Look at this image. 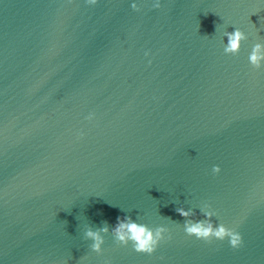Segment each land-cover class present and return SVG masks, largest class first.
Returning <instances> with one entry per match:
<instances>
[{"label":"water","instance_id":"1","mask_svg":"<svg viewBox=\"0 0 264 264\" xmlns=\"http://www.w3.org/2000/svg\"><path fill=\"white\" fill-rule=\"evenodd\" d=\"M155 2L0 0V264H264V0ZM204 203L242 247L185 233ZM124 216L171 239L92 252Z\"/></svg>","mask_w":264,"mask_h":264},{"label":"clouds","instance_id":"2","mask_svg":"<svg viewBox=\"0 0 264 264\" xmlns=\"http://www.w3.org/2000/svg\"><path fill=\"white\" fill-rule=\"evenodd\" d=\"M98 0H87L89 5H95ZM131 7L135 11L140 8L136 3H132ZM161 7L160 0H156L153 8ZM227 43L224 46L226 55H237L241 49L242 42L247 40V35L236 28L234 32H225ZM145 55H149L148 52ZM249 62L253 68L259 69L264 67V44L256 43L249 55ZM95 114L91 113L86 117L89 121L94 119ZM81 136L83 133L80 134ZM221 168L218 165L212 167V173L218 175ZM176 212L184 218V231L190 237H195L198 240L211 243L213 239L224 241L228 240L233 249H239L243 245L242 235L233 227H227L223 223L215 224L213 217L217 216V212L212 208L210 203H204L200 208V213L204 219H190L196 217V213L192 209L185 210L183 207L176 208ZM111 230V235L115 242L127 247L130 243L136 253L153 255L161 243L171 239L170 230L164 226L150 228L146 224L135 222L131 216L117 217V223L114 227H110L107 221L103 222L102 227L95 230L88 226L84 232V238L92 241L90 249L92 252L102 255L103 245L105 243V235ZM101 264H113L110 258H105Z\"/></svg>","mask_w":264,"mask_h":264}]
</instances>
